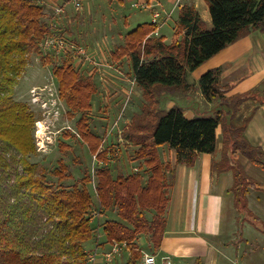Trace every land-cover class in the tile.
Instances as JSON below:
<instances>
[{
  "label": "trees",
  "instance_id": "1",
  "mask_svg": "<svg viewBox=\"0 0 264 264\" xmlns=\"http://www.w3.org/2000/svg\"><path fill=\"white\" fill-rule=\"evenodd\" d=\"M205 1L210 26L195 5L183 4L178 17L181 40L166 44L164 37L152 35L156 24L143 23L125 35V46L119 49L121 55L130 56L134 80L150 103L145 111L136 113L124 135L125 145L135 148L134 159L146 166L145 181L140 171L113 176L110 161L118 159L116 148L99 151L102 138L90 129L92 119L85 114L92 108L90 100L96 90L93 80L80 77L72 58L53 65L48 53L41 56L53 65L59 91L71 109L81 111L76 124L79 138L105 163L96 172L95 203L87 187L90 176L82 178L81 186L58 188L47 176L62 179L65 164L48 171L28 159L36 151L31 131L35 117L12 95L29 54L40 53L49 36L62 34L42 21L44 9L36 1L0 0V264H89L86 243L93 237L95 211L112 208L117 209L121 220L104 223L106 240L125 245L130 253L126 264H138L143 255L137 243L139 235L151 236L153 252H157L167 225L169 190L174 180L170 182V164L161 160L158 147L174 149L177 163L191 166L198 154L214 153L218 128L223 146L221 159L212 162V171L233 173L235 205L242 202L244 211L251 214L246 194L256 182L246 174L239 157L243 155L264 169V151L244 135L252 114L240 124L235 121L240 106L250 96H225L228 89L219 83L221 68H213L198 83L204 98L215 102L214 112L187 118L180 104L169 109L161 106L163 93L170 97V93L192 88L187 83L188 72L251 29L264 30V0ZM171 174L174 178V169ZM153 210L149 219L146 211Z\"/></svg>",
  "mask_w": 264,
  "mask_h": 264
},
{
  "label": "rangeland",
  "instance_id": "2",
  "mask_svg": "<svg viewBox=\"0 0 264 264\" xmlns=\"http://www.w3.org/2000/svg\"><path fill=\"white\" fill-rule=\"evenodd\" d=\"M34 1L44 9L42 21L48 23L55 32L60 31L72 48L60 53L59 47L49 51L42 46L40 53L31 52L19 83L14 89L13 99L25 103L35 117L31 131L36 151L28 155V159L48 171L65 164L67 171L63 173L62 179L47 176L48 182L58 188L72 189L75 184H81L82 178L90 176L91 182L87 187L96 203L98 199L96 172L105 163L98 160L90 151L88 143L79 138L76 124L81 117V111L71 109L64 95L60 93L57 78L53 74V65L72 58L80 77L90 78L96 86L90 100L92 108L85 114L92 119L90 129L102 138L99 151H109L112 147L117 150L118 159L110 161L113 176L118 172L127 175L140 171L144 174L145 181L148 176L146 166L142 161L134 159L135 148L125 145L124 135L133 117L145 111V106L150 103L147 102L144 90L134 80L130 56L121 55L119 49L125 46L126 32L138 24L150 23L155 13L159 15L157 23H162L167 18L168 21L160 29V36H157V28L152 35L164 36L168 42L173 39L181 40L182 33L179 32L177 21L179 9L183 4L195 5L197 0H178L177 6L174 0H149L154 2V6L140 0H80V7L76 6L75 0ZM201 1L208 13L206 1ZM203 13L201 9L200 14ZM208 15L206 25L210 26V14ZM81 45L85 52L78 53L76 47ZM95 46L99 51L94 49ZM47 53L52 58L53 65L41 59V56L44 54L46 56ZM114 53L116 56H113ZM190 85L192 102H195L199 95L196 93L195 84ZM181 93L186 92L170 93V97L163 93L160 98L162 108L166 109L168 101L174 100L178 103L179 100H183ZM151 106L152 104L149 107ZM222 136L220 133L218 137L221 142ZM162 154L167 161V151ZM169 167L168 176L172 182L174 180L171 174L172 167L171 165ZM154 213V210L146 211L149 219ZM93 218L94 221L99 220L101 225L110 219L121 220L116 208L104 212L95 211ZM95 237L86 243L87 250L94 249ZM141 237H145L147 241L143 247L139 245L145 250L142 252L154 254L151 236L140 234L138 244L142 243ZM105 238L106 235L103 239ZM96 254L98 258L96 264H126L130 253L125 245L116 253L113 251L112 242L106 241L105 244L99 245ZM86 255L88 258V254ZM157 261L160 264L158 259Z\"/></svg>",
  "mask_w": 264,
  "mask_h": 264
},
{
  "label": "crops",
  "instance_id": "3",
  "mask_svg": "<svg viewBox=\"0 0 264 264\" xmlns=\"http://www.w3.org/2000/svg\"><path fill=\"white\" fill-rule=\"evenodd\" d=\"M174 1L177 6L178 0ZM140 2L154 6L153 1ZM202 3L197 0L195 6L199 13L203 10L201 16L207 23L209 15ZM167 21L168 18L157 23V36ZM175 40L168 42L164 38L166 44ZM97 47L94 49L99 51ZM213 68H221L219 83L228 89L225 96H250L240 106L235 121L240 124L252 114L244 135L252 145L264 151V30L251 29L194 71L188 72L187 83L195 84L199 98L192 102L190 91L181 93L184 99L178 103L168 101L166 109L180 104L187 118L214 112L215 104L204 98L198 83L200 77ZM220 133L222 130L218 128L214 153L198 154L191 166L178 164L174 149L167 145L158 147L161 160L175 170L166 210V230L161 247L154 253L160 263L169 259L171 264H264V169L240 155L243 169L256 182V186L249 187L246 194L249 215L242 202L235 205L233 173L212 171L213 160L221 159L223 145L218 138ZM165 150L167 161L162 154ZM140 240L142 243L139 245L143 247L147 241L145 237ZM106 241L105 238L103 244Z\"/></svg>",
  "mask_w": 264,
  "mask_h": 264
},
{
  "label": "built area",
  "instance_id": "4",
  "mask_svg": "<svg viewBox=\"0 0 264 264\" xmlns=\"http://www.w3.org/2000/svg\"><path fill=\"white\" fill-rule=\"evenodd\" d=\"M75 1H76L75 2L76 6L80 7V5H81L80 0H75ZM158 17H159L158 13L153 14L152 23L156 24L157 23L156 19ZM43 47L46 49H49V51L54 50V48L59 47L60 49L58 51H61L60 53H62V51L70 50L72 48V47H70V45L68 44V42L65 40V38L63 36H57L56 34L54 36H49L48 38H46V40L43 43ZM64 48H66V49H64ZM76 51L78 53L85 52L82 45L79 47H76ZM97 211H100V210H97ZM94 222H95V224L93 225L94 226L93 236H96L95 237L96 239H94L96 244H95V247L93 246L94 249L92 248L91 251L87 250L88 248L86 249V254H88V263L89 264H96V261L98 259L97 254H96L97 248H99V245L103 244V240H104L103 238L105 237L104 224L101 225L99 220H96ZM112 248H113V251L116 253H118L121 250V246L117 242H112ZM138 264H159V263L157 261V257L155 254L149 253V252H143L142 258L140 259ZM160 264H171V262L169 259H164L163 261H161Z\"/></svg>",
  "mask_w": 264,
  "mask_h": 264
}]
</instances>
